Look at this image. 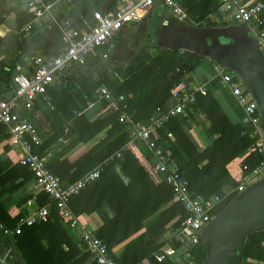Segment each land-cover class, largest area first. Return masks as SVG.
I'll list each match as a JSON object with an SVG mask.
<instances>
[{
  "label": "built area",
  "instance_id": "built-area-1",
  "mask_svg": "<svg viewBox=\"0 0 264 264\" xmlns=\"http://www.w3.org/2000/svg\"><path fill=\"white\" fill-rule=\"evenodd\" d=\"M65 1L72 5L71 0ZM183 1L185 0H117L112 8L91 10L90 18L79 15L77 20H73L51 16L54 3L49 0H25V8L32 14V19L23 26V33L28 35L34 24L37 25L40 20L49 17L53 25L61 31L63 45L52 54L21 55L13 64L12 97L9 100L0 97V124L5 126L9 142L21 150L17 163L27 167L35 184L51 200V203L41 205L30 216L21 217L16 232L23 225L46 221L54 208L60 220L77 233L80 245L93 262L119 264L103 240L81 226L68 206L73 195L99 178L100 167L86 172L73 183H63L47 168L46 159L36 151L42 140L35 126L26 119H20L13 112V108L21 103L26 110L33 113L35 100L38 97L47 100V88L54 86L64 71L67 74L75 67L84 65L91 55L97 53L103 59L108 58L116 46L114 38L118 33L139 23L158 4H162L181 22L222 27L242 25L253 36L259 52L264 56V0H215L214 9L200 20L188 14ZM214 68L216 73L212 78L219 79L239 112L241 135H248L255 140L247 154L256 151L263 157L253 169L246 171L247 166H242L237 185L232 190L236 196L257 183L264 175L262 115L254 92L235 69L218 64ZM207 84V80L190 84L183 79L171 88L166 106L155 108L149 118L142 122L134 121V110L127 102L130 95L114 93L103 83L96 88L98 99L106 102L108 110L117 115V120L128 132L127 147H136V142L144 145L149 154L143 165L148 175L153 182H164L171 190L172 200L181 204L186 212L179 226L170 229L158 240L159 246L153 252V258L157 262L203 264L206 253L203 230L216 217L214 209L223 199V196L204 197L191 191L184 172L157 143V131L169 119L178 116L188 118L189 113H194L192 106L198 96L206 94ZM120 156L121 150L115 152L111 160ZM118 167L117 165L116 168ZM260 246L264 253V240ZM197 247L204 250L203 259L196 256Z\"/></svg>",
  "mask_w": 264,
  "mask_h": 264
},
{
  "label": "trees",
  "instance_id": "trees-1",
  "mask_svg": "<svg viewBox=\"0 0 264 264\" xmlns=\"http://www.w3.org/2000/svg\"><path fill=\"white\" fill-rule=\"evenodd\" d=\"M183 6L191 17L200 20L214 9L215 0H185ZM76 7L78 12L87 16L85 8L79 4ZM77 11L75 15L78 14ZM31 18L32 16L29 17V20ZM118 38L115 37L114 42H117ZM202 61L203 56L194 51L164 48L153 56L144 53L134 59L133 63L115 68L117 76L122 79L119 85H114L106 76L100 81L114 93L125 96L131 93L127 102L134 110V121L142 122L149 118L155 108L166 106L171 88L183 79L186 80L192 70ZM65 76L69 82L66 88L69 89L72 86L71 80L68 74ZM99 84L96 82L83 89L87 95L85 100L82 98L81 92L77 91L76 97L81 99L79 106H76L78 111H82L88 100L94 99L91 91ZM66 88H63V91ZM215 90H221L222 93L228 95L219 79L214 78L207 84L206 94L198 96L192 106L194 111L201 112L209 121L210 142L202 151H198L185 134L182 124L186 118L179 116L169 119L164 127L158 129L157 143L184 172L191 191L204 197L223 196L222 201L213 212L218 214L235 196L234 191L222 195L221 186L227 184L235 189L237 185L229 175L226 165L248 150L255 140L248 135H241L242 128L239 121H233L229 117L219 103ZM228 99L231 101L229 97ZM53 105L57 107L55 103ZM109 124H111L110 133H119V135L97 153V161L103 160L124 146L129 141L128 132L124 125L117 120L115 113H110L104 119L93 122H89L82 114L74 119L72 129L78 134V141H87ZM1 128L2 126H0V130ZM167 131L171 132L174 141L168 136ZM56 137L52 136L44 142V145H48ZM40 149L38 146L36 151L42 156ZM145 154L142 147L122 149L120 158L103 163L99 178L86 184L68 202L70 207L75 201L78 202L93 196L107 201L113 211V216L107 219L95 234L103 240L108 249L126 240L140 229H145L141 237L128 242L123 251L114 257L119 264H139L145 259L153 264H165V262H157L153 258V252L159 246L157 236L164 231L165 225L176 216L179 218L172 228H177L181 219L186 216L181 204L178 202L168 204L172 198L170 188L164 182H152L151 177L147 176L148 173L143 165L149 154ZM90 156L89 153L85 154L77 161L85 164L90 160ZM86 159L87 161H85ZM262 159L260 154L252 151L243 158L242 166L246 165V171H248L257 166ZM115 164L128 179L127 183H124L119 174L115 172ZM47 168L51 171L48 164ZM76 177L78 176L73 179ZM31 178L33 179L32 173L27 167L22 165L17 167L9 162L0 161V197L5 192L17 190ZM36 202L41 206L51 203V200L47 194L40 192L36 196ZM150 216L153 218L144 224ZM20 218V215L11 217L0 202V224L5 229L13 231ZM60 222L59 215L52 208L46 221L36 222L29 226L23 225L14 234L16 246L26 264H76L80 261L84 255L77 257L80 251L72 244ZM42 238H46L49 243V247L46 249H43L39 244ZM263 240L264 228L246 234L242 258H252L264 262V253L260 246ZM63 244L67 245V250L62 248ZM195 253L199 259H203L204 250L201 247H197ZM86 254L88 255L87 252ZM91 264L96 263L92 262Z\"/></svg>",
  "mask_w": 264,
  "mask_h": 264
},
{
  "label": "crops",
  "instance_id": "crops-1",
  "mask_svg": "<svg viewBox=\"0 0 264 264\" xmlns=\"http://www.w3.org/2000/svg\"><path fill=\"white\" fill-rule=\"evenodd\" d=\"M49 1L54 3L51 10V16L55 18L62 16L77 20L79 15L85 16L82 12L77 11V4L86 9L87 16L85 17L90 18L91 10H104L106 8H112L117 0H71L72 5L67 4L65 0ZM153 8L158 11L157 6H154ZM76 11L78 14L75 15ZM30 16H32V14L25 8V0H0V97L4 98V95H7L8 92L11 91L13 64L21 55L29 53L52 54L60 50L63 45L61 31L53 25L52 19H49V17L43 18L37 25L34 24L30 33L25 35L22 28L30 21ZM123 32L124 31L119 32L117 36H121ZM119 39L120 37L117 40L118 43L115 42L116 45L119 44ZM114 49L116 48H113L110 52L111 54L114 52ZM97 54L100 56L99 53ZM95 55H91L84 65L78 66L81 70L76 71L74 69L77 67H75L67 73L71 80V88H66L69 82H67L65 79L66 76H64L61 86H58V80L54 86H49L47 88V100L42 97H38L35 100V110L33 113L26 110L21 103H19L17 105L18 107H16L21 112L23 116L22 119H26L35 126L42 140L39 145L42 157L46 159V164H48L53 174L56 175L63 183H71L95 167H100L101 169L103 163L111 161V157L115 152L129 148L127 147V142L124 146L114 151L108 157L97 161V153L117 135H119V133H110L109 130L111 128V124H109L87 141H78V134L72 129L74 119L79 114L84 115L89 122H93L95 120H102L111 113L108 110L106 102L98 99L96 95L97 87L91 91L94 99L92 101L88 100L82 111H78L76 109V106H79L81 100L76 97L77 91L78 93L81 92L82 98L85 100L87 95L83 92V89L96 82L101 84V79L98 80L95 79L94 76H90V73L93 72V65L96 63L97 56ZM92 56H95L96 58L92 59ZM107 59L108 58L103 59L100 56L101 68L104 70V73L106 74L105 76L117 86L122 82V79L117 76L115 71L106 70L108 67L106 63L108 62ZM197 67L192 70L188 78L185 80L187 83L197 84L198 81L205 80L209 83L213 80L212 76L216 73L215 68H211L209 66L212 69L211 73L203 71L199 78H196L193 76V72ZM63 88H66V90L63 91ZM130 94L131 93H129V95ZM215 95L222 106L223 100H226L230 106V111L223 106L224 110L233 121H237L239 119L237 108H235L232 104L233 102L231 103L232 100L230 101L228 99L229 95L227 96L225 93H222L221 90H215ZM221 96H223L222 99L220 98ZM54 103L57 107L53 105ZM88 112L91 114H88ZM193 112L194 113H189L188 118H186L182 124V128L195 148L198 151H202L210 142L208 134L209 121L201 112L197 110H193ZM0 126H2L0 130V161L9 162L11 165L18 167L19 164L17 161L21 150L19 147L13 146L9 142L5 126ZM167 134L171 140L174 141L171 132L167 131ZM52 136L57 137L48 145H44V142ZM141 147L147 154L148 150L142 143ZM88 153L91 155V158L89 161L86 159L85 161L87 162H85V164H81L84 162L77 161ZM247 153L248 152L246 150L242 153V155L235 157L226 165L229 175L236 183L242 170V160L246 155H248ZM116 166L117 164L114 165L115 172L119 174L124 183H127L128 179L122 174L120 168H116ZM75 176L78 177L73 179ZM147 176L149 177L148 174ZM151 181L153 182V180ZM225 186L228 190H224ZM232 190L233 188L227 184H223L221 186L222 195H227ZM40 192L41 190L31 178L17 190L3 193L0 197V202L11 217L17 215H20V217L30 216L38 207H40L36 202V196ZM172 203L175 202L171 198L168 204ZM69 208L80 225L93 233H97L105 221L113 216V211L107 201L101 198H96V196L86 197L78 202L75 201ZM152 218L153 216H150L144 224L148 223V221ZM178 218L179 217L176 216L172 221L165 225L164 231L157 236L158 240H161V238L164 237L170 229H172V226ZM60 224L72 244L79 249L80 252L77 257L84 255L76 264H91L93 261L80 245L77 233L70 230L64 222L61 221ZM17 225L13 231H10L5 229V227L0 224V264H26L15 243L14 234L16 233ZM144 231V228L140 229L126 240L118 243L108 250L114 257L117 256L123 251L128 242L141 237ZM39 244L43 249L49 247V243L46 238H42L39 241ZM62 246V248L67 250L68 247L66 244H63ZM240 261L241 264H264L263 261L252 258H241ZM139 264L153 263L145 259ZM165 264L169 263L165 262Z\"/></svg>",
  "mask_w": 264,
  "mask_h": 264
},
{
  "label": "water",
  "instance_id": "water-1",
  "mask_svg": "<svg viewBox=\"0 0 264 264\" xmlns=\"http://www.w3.org/2000/svg\"><path fill=\"white\" fill-rule=\"evenodd\" d=\"M238 26L233 25L224 29L229 30ZM229 32L227 36L203 34V38L206 36L209 39L208 42L204 40V45L209 49L219 47L214 54L215 62L220 66L235 69L254 92L261 111L264 131V57L258 52L253 36L245 27L240 31ZM152 35L153 42L148 46L155 48L158 45L159 30H155ZM65 74L66 71L58 77V86H61ZM12 95L13 93L9 91L4 98L9 100ZM13 112L20 119L23 118L18 108L14 107ZM263 228L264 180L234 196L203 230L206 245L203 264H239L246 234Z\"/></svg>",
  "mask_w": 264,
  "mask_h": 264
},
{
  "label": "rangeland",
  "instance_id": "rangeland-1",
  "mask_svg": "<svg viewBox=\"0 0 264 264\" xmlns=\"http://www.w3.org/2000/svg\"><path fill=\"white\" fill-rule=\"evenodd\" d=\"M157 7H158V11L155 9L150 10L139 23L132 25L130 28L125 30L121 34V36H119L120 37L119 44L115 46L116 49H114V52L112 54L110 53L107 59L108 62L106 63L108 67L106 70L115 71V68L123 67L129 63H132L134 59H136L138 56L144 53H148L153 56L158 51L164 48L188 49L203 56V62H201L193 72V76L199 78L200 74L203 71H206L207 73L212 72L211 68H214V66L217 64L214 60V54L219 49V47L215 49L207 48L206 45H204L205 42H204L203 34L214 33V34H221L227 36L230 33L229 30L240 31L241 29L242 30L244 29V26L242 25L226 30L222 26H211L209 24L193 25L188 22H181L176 18H174L173 15L169 11H167L162 4H158ZM154 18H156L157 20H154ZM151 19L154 21L159 20L160 21L159 23L161 25L158 36V45L155 48L146 46L144 43L138 42L135 38L137 30L140 31L141 29L145 28L147 26V23L152 21ZM116 37L118 38V36ZM116 43H118V41ZM95 56H97V58ZM95 56L91 57L92 59L96 58V63L95 65H93V72L90 73V76L92 75L95 77V79L99 80L103 78L106 74L104 73V70L101 68L100 56L98 54H96ZM262 57L264 56L262 55ZM74 70L78 71L81 69L77 67ZM222 97L223 96H221L220 98L222 99ZM222 103L223 106L230 111V106L226 102V100H223ZM231 103L235 106L233 100L231 101ZM88 114L91 113L88 112ZM136 146L141 148V143L136 142ZM263 180H264V175L261 177L259 181H263ZM224 190H228V188L225 186ZM239 264H241V261Z\"/></svg>",
  "mask_w": 264,
  "mask_h": 264
},
{
  "label": "flooded vegetation",
  "instance_id": "flooded-vegetation-1",
  "mask_svg": "<svg viewBox=\"0 0 264 264\" xmlns=\"http://www.w3.org/2000/svg\"><path fill=\"white\" fill-rule=\"evenodd\" d=\"M152 9H154V8H152ZM154 15H156V14H154ZM154 20H157V19L154 18ZM154 20L147 23V26L145 28L141 29L140 31L137 30L135 38L138 42L144 43L146 46L150 45L153 42L154 38L152 37L153 36L152 33L155 30H160V28H161V25L159 23L160 21L159 20L154 21ZM204 40L207 42L209 41V39L206 36H205Z\"/></svg>",
  "mask_w": 264,
  "mask_h": 264
}]
</instances>
